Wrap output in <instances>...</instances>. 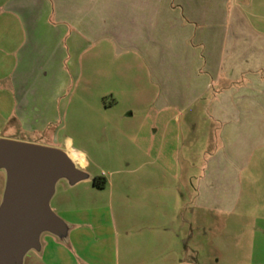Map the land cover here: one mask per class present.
I'll return each instance as SVG.
<instances>
[{
  "label": "rangeland",
  "instance_id": "rangeland-1",
  "mask_svg": "<svg viewBox=\"0 0 264 264\" xmlns=\"http://www.w3.org/2000/svg\"><path fill=\"white\" fill-rule=\"evenodd\" d=\"M249 1L252 25L264 29V0ZM82 16L89 24L94 13ZM33 17L30 33L23 17L0 13V138L61 150L70 142L85 152L78 168L89 178L56 182L50 207L66 237L28 251L22 264H264V121L240 154L227 131L225 149L215 85L181 109L173 101L184 98L173 100L165 81L172 58L149 65L68 22L67 34L48 29L55 16ZM5 185L0 169V203ZM213 187L224 192V210L202 204Z\"/></svg>",
  "mask_w": 264,
  "mask_h": 264
},
{
  "label": "crops",
  "instance_id": "crops-1",
  "mask_svg": "<svg viewBox=\"0 0 264 264\" xmlns=\"http://www.w3.org/2000/svg\"><path fill=\"white\" fill-rule=\"evenodd\" d=\"M249 2L0 0V13L20 15L26 20L30 33L37 28L33 13L55 16L57 27L46 24L48 29L67 34L70 31L65 33L63 31L66 28L62 30V27L68 22L73 28L71 32L74 31L78 36L108 39L120 51L137 52L149 65L158 64L162 56L172 58L173 70L166 73L165 81L173 85V100L184 98V101H173V105L181 109L188 108L204 98L215 85L218 92L213 100V119L221 124L225 149L233 144L227 140L226 132L231 131L235 153L240 154L264 121V29L252 25ZM82 13H94L89 24L84 23ZM77 38H73L70 43H78ZM67 49L70 50V47ZM162 109L158 108L159 111ZM64 151L75 152L85 163L74 161L75 164L86 166L83 150L75 149L69 142L68 149ZM218 159L213 158L211 161L214 163ZM219 170L216 164L211 167L212 176ZM220 191L213 187L210 191L212 201L202 203L203 206L224 210V192ZM84 224L91 226L90 222ZM72 225L79 227L81 223L73 220ZM55 240H58L55 235L43 233L40 236V251L43 245L49 246ZM117 245L115 239L116 253ZM71 248L76 255L79 247L75 240Z\"/></svg>",
  "mask_w": 264,
  "mask_h": 264
},
{
  "label": "water",
  "instance_id": "water-1",
  "mask_svg": "<svg viewBox=\"0 0 264 264\" xmlns=\"http://www.w3.org/2000/svg\"><path fill=\"white\" fill-rule=\"evenodd\" d=\"M0 169L6 185L0 203V264H22L40 250V236L65 238L67 226L50 207L59 179L71 185L88 179L64 150L0 138Z\"/></svg>",
  "mask_w": 264,
  "mask_h": 264
},
{
  "label": "trees",
  "instance_id": "trees-1",
  "mask_svg": "<svg viewBox=\"0 0 264 264\" xmlns=\"http://www.w3.org/2000/svg\"><path fill=\"white\" fill-rule=\"evenodd\" d=\"M92 183H93V186L102 189L106 185V179L104 177H96L93 179Z\"/></svg>",
  "mask_w": 264,
  "mask_h": 264
},
{
  "label": "bare ground",
  "instance_id": "bare-ground-1",
  "mask_svg": "<svg viewBox=\"0 0 264 264\" xmlns=\"http://www.w3.org/2000/svg\"><path fill=\"white\" fill-rule=\"evenodd\" d=\"M68 156L69 158L72 160V161H75L79 164H85L84 161H83V158L80 157L79 155H77L75 152L73 151H69L68 152ZM82 166V165H81Z\"/></svg>",
  "mask_w": 264,
  "mask_h": 264
}]
</instances>
